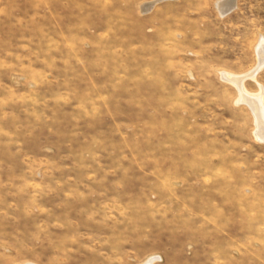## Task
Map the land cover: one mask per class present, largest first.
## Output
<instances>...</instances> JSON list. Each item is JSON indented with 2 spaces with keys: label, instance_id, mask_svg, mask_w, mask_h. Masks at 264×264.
Listing matches in <instances>:
<instances>
[{
  "label": "rangeland",
  "instance_id": "1",
  "mask_svg": "<svg viewBox=\"0 0 264 264\" xmlns=\"http://www.w3.org/2000/svg\"><path fill=\"white\" fill-rule=\"evenodd\" d=\"M218 2L0 0V264H264V0Z\"/></svg>",
  "mask_w": 264,
  "mask_h": 264
},
{
  "label": "bare ground",
  "instance_id": "2",
  "mask_svg": "<svg viewBox=\"0 0 264 264\" xmlns=\"http://www.w3.org/2000/svg\"><path fill=\"white\" fill-rule=\"evenodd\" d=\"M156 2V1H155ZM155 4V3H154ZM235 4H236V0H219V2H218V4H217V6H218V9L220 10V12L224 15V14H226V13H228L229 11H231L234 7H235ZM149 6H150V3L149 4H146L145 6H144V10H147L148 8H149ZM260 47H261V49H262V53H263V55H264V41H263V38H261V40H260ZM261 53V52H260ZM261 55V54H260ZM258 61H260V60H258ZM260 63V62H259ZM260 71V70H259ZM229 73V72H228ZM249 74V73H248ZM253 74V73H252ZM228 75V74H227ZM229 76V75H228ZM238 77H240L241 78V76H238ZM230 78V77H229ZM237 78V77H236ZM246 78H247V76H246ZM245 78V79H246ZM244 79V80H245ZM247 79H249V78H247ZM236 80V79H235ZM243 80V79H242ZM241 81V80H240ZM242 82V81H241ZM238 83V82H237ZM243 83V82H242ZM235 86H237V85H235ZM242 87V86H241ZM244 87V86H243ZM239 88V87H238ZM242 89V88H241ZM262 90V89H261ZM242 94V93H241ZM240 94V95H241ZM251 94V93H250ZM263 94V93H262ZM244 95V94H243ZM243 98V97H242ZM245 98H246V96H245ZM251 98V97H250ZM256 98V97H255ZM257 98H258V92H257ZM263 98V97H262ZM244 99V98H243ZM252 99V98H251ZM250 99V100H251ZM252 100H255V104H254V102L252 103L253 105H254V107H255V109L257 110V112H258V115L260 116V118L262 119V122L264 121V117L262 116V114H264V113H262L263 111H262V108H263V102L262 101H264V100H261V96H259V98L258 99H252ZM240 101V100H239ZM244 101V100H243ZM250 102V101H249ZM243 103H245V102H243ZM248 105V104H247ZM264 110V109H263ZM259 121V120H258ZM261 125V124H260ZM262 128H263V126H262ZM257 129V128H256ZM264 130V129H263ZM261 131V130H260ZM261 133V132H260ZM256 134V133H255ZM264 134V133H263ZM259 137V136H258ZM261 137V136H260ZM152 259V258H151ZM153 260L154 259H152V262H153ZM150 261V260H149ZM147 264V263H146ZM150 264V263H149Z\"/></svg>",
  "mask_w": 264,
  "mask_h": 264
}]
</instances>
